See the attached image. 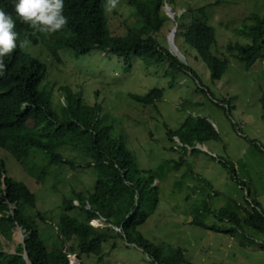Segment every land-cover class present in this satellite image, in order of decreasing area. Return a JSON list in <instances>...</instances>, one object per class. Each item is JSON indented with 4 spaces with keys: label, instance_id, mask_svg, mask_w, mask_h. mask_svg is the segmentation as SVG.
Listing matches in <instances>:
<instances>
[{
    "label": "rangeland",
    "instance_id": "obj_1",
    "mask_svg": "<svg viewBox=\"0 0 264 264\" xmlns=\"http://www.w3.org/2000/svg\"><path fill=\"white\" fill-rule=\"evenodd\" d=\"M165 1L163 9H171L173 15L156 37L169 49L168 37L176 28L174 14L179 19L185 9L218 0ZM133 12L127 0H118L111 11L104 6L112 35L124 34L134 19ZM252 13L264 15V0H219L210 7L209 23L216 35L211 50L228 59L225 72L217 79L179 32L174 40L177 50L171 48L170 52L189 71L171 70L167 62L155 64L136 56L130 57L131 68L126 71L122 58L98 50L78 56L69 49L60 50L61 62L57 63L44 47L24 44L26 51L46 65L43 85L52 91L53 108L59 111L63 100L59 87L81 92L83 103L100 106L93 114L97 127L107 128L110 138L132 154L137 167L152 174L157 204L137 231L161 252L180 251L191 264H264L263 233L248 228L244 234L232 236L190 223L200 219L208 225L229 227L230 223L218 220L213 212L226 209L244 218L240 206L246 199L255 200L264 210V57L246 68L225 49L229 43L247 42L237 28L249 23ZM153 88L161 89L162 95L152 103L143 104L131 97L144 96ZM198 119L211 124L215 138L195 139L192 146L181 143L178 135L170 138V130L176 132L186 120ZM28 125L33 123L29 121ZM67 156L77 160L74 167L53 168L52 176L37 182L11 151L0 148L7 174L35 194L36 207L25 208V214L48 248L60 245L62 198L72 189L91 191L96 179L87 160L76 152ZM204 205L211 213L205 212ZM38 213L46 219H40ZM92 224L104 226V221L94 219ZM0 239L3 251L14 253L16 245L24 240V232L16 227L10 240ZM145 248L125 238L108 239L101 261L92 254H80V259L84 264H157ZM70 260L79 263L72 255Z\"/></svg>",
    "mask_w": 264,
    "mask_h": 264
},
{
    "label": "trees",
    "instance_id": "obj_2",
    "mask_svg": "<svg viewBox=\"0 0 264 264\" xmlns=\"http://www.w3.org/2000/svg\"><path fill=\"white\" fill-rule=\"evenodd\" d=\"M105 2L64 0L62 12L67 22L61 30L49 34L18 20L13 12V0H0V10L13 16L17 32V48L5 57L6 66L0 74V147L9 149L37 182L52 176L53 168L74 167L77 160L68 157V152H76L87 160L86 165L93 167L96 176L91 191L72 189L62 198L58 224L60 245L48 248L25 214V208L36 207L34 192L9 176L4 160L0 159V236L10 240L16 227L24 232V244H17L14 253L3 251L0 239V264H71L69 254L77 255L78 264H84L80 254H92L101 261L104 242L114 238L144 244L157 264H191L183 259L180 251L161 252L137 231L157 204L156 190L152 186L154 178L137 167L132 154L121 142L110 138L107 128L97 127L93 114L100 106L89 107L83 103L81 92L61 86L63 100L56 111L52 105V91L43 85L47 77L46 65L24 48L25 42L41 45L57 63L61 62L60 50L69 49L74 56L98 50L122 58L126 71L131 68V56L150 59L155 64L167 62L171 70L189 71V67L156 37L169 19L163 9L165 0H127L134 9V19L122 35H112L109 31L104 18ZM218 2L185 9L179 19L176 16L174 20L176 34L181 33L183 40L198 52L215 79L220 78L228 66L227 58L211 50L216 35L209 23V9ZM248 19L249 23L237 28L247 42L229 43L225 48L246 68L264 57V15L252 13ZM161 95V89L153 88L144 96L131 97L148 104ZM262 102L264 109V97ZM29 121L32 126L28 125ZM168 134L170 138L178 135L180 142L188 146H192L195 139L216 137L211 124L204 119L186 120L176 132L170 130ZM232 171L234 173L233 167ZM240 208L244 218L226 209L213 212L218 220L230 223L229 227L208 225L200 219L190 223L232 236L244 234L248 228L264 234V210L258 203L246 199ZM204 210L211 213L207 205ZM37 216L46 219L43 214ZM96 218H103L105 226L91 225L90 221ZM25 251L29 263L23 257Z\"/></svg>",
    "mask_w": 264,
    "mask_h": 264
},
{
    "label": "clouds",
    "instance_id": "obj_3",
    "mask_svg": "<svg viewBox=\"0 0 264 264\" xmlns=\"http://www.w3.org/2000/svg\"><path fill=\"white\" fill-rule=\"evenodd\" d=\"M117 2L118 0H106L105 10L111 11L116 7ZM63 7H64V0H13V12L15 13L16 18L28 24L32 29L41 33L51 34L61 30L65 26L67 21H66V17L63 15L62 12ZM170 10H167V12L165 10L168 16L170 15ZM176 16L177 15L174 14L173 16L174 20ZM14 28H15V22L13 20V16L10 15L9 13H6L3 10H0V74H2L6 66L4 62L5 57L10 56L13 50L17 48V32L14 30ZM176 31H177V23H176ZM176 31L174 32V36H173L174 47H176L174 41L176 36ZM169 37H168V42H169ZM169 50H171L170 46H169ZM48 54L50 55V53ZM2 149L10 152L9 149L7 148H2ZM96 219H101L104 221L103 218H96ZM90 224L95 227L105 226V223L104 226L94 225L92 224V220L90 221ZM115 229L120 231V228H115ZM21 243L24 244V240ZM71 255L77 262L79 261L76 254H69L68 257L70 263L78 264L75 262L73 263L70 260Z\"/></svg>",
    "mask_w": 264,
    "mask_h": 264
},
{
    "label": "water",
    "instance_id": "obj_4",
    "mask_svg": "<svg viewBox=\"0 0 264 264\" xmlns=\"http://www.w3.org/2000/svg\"><path fill=\"white\" fill-rule=\"evenodd\" d=\"M166 12H167V9H166ZM175 31H176V28L172 29V31L170 33V37H169V46H170V49L174 47L173 46V36H174V32ZM23 257L28 261V257H27L26 251L24 252ZM28 263H29V261H28Z\"/></svg>",
    "mask_w": 264,
    "mask_h": 264
},
{
    "label": "bare ground",
    "instance_id": "obj_5",
    "mask_svg": "<svg viewBox=\"0 0 264 264\" xmlns=\"http://www.w3.org/2000/svg\"><path fill=\"white\" fill-rule=\"evenodd\" d=\"M170 14H171V11H170ZM171 15H173V14H171ZM175 49H176V47H174ZM22 238V237H21ZM20 240V239H19Z\"/></svg>",
    "mask_w": 264,
    "mask_h": 264
}]
</instances>
